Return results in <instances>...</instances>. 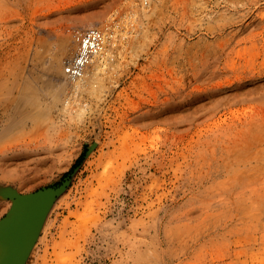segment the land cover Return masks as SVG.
<instances>
[{
  "label": "rangeland",
  "instance_id": "rangeland-1",
  "mask_svg": "<svg viewBox=\"0 0 264 264\" xmlns=\"http://www.w3.org/2000/svg\"><path fill=\"white\" fill-rule=\"evenodd\" d=\"M66 178L26 264H264V0H0V188Z\"/></svg>",
  "mask_w": 264,
  "mask_h": 264
},
{
  "label": "water",
  "instance_id": "water-1",
  "mask_svg": "<svg viewBox=\"0 0 264 264\" xmlns=\"http://www.w3.org/2000/svg\"><path fill=\"white\" fill-rule=\"evenodd\" d=\"M69 182L66 178L60 185L26 193L10 186L0 188V197L10 201L0 218V264H26L47 214Z\"/></svg>",
  "mask_w": 264,
  "mask_h": 264
},
{
  "label": "built area",
  "instance_id": "built-area-1",
  "mask_svg": "<svg viewBox=\"0 0 264 264\" xmlns=\"http://www.w3.org/2000/svg\"><path fill=\"white\" fill-rule=\"evenodd\" d=\"M110 31L99 26L73 30L75 49L64 61L63 71L69 79H81L93 59L103 53L108 46Z\"/></svg>",
  "mask_w": 264,
  "mask_h": 264
},
{
  "label": "bare ground",
  "instance_id": "bare-ground-1",
  "mask_svg": "<svg viewBox=\"0 0 264 264\" xmlns=\"http://www.w3.org/2000/svg\"><path fill=\"white\" fill-rule=\"evenodd\" d=\"M92 21H93V20H92ZM90 25H91V26H95L93 23H90ZM90 25H89L88 27H91ZM88 27H86V28H88ZM63 51L65 52V49H63ZM101 54H102V53H101ZM101 54H100V55H101ZM71 55H72V54H71ZM71 55H70V56H71ZM96 57H97V56H96ZM96 57H95V58H96Z\"/></svg>",
  "mask_w": 264,
  "mask_h": 264
}]
</instances>
